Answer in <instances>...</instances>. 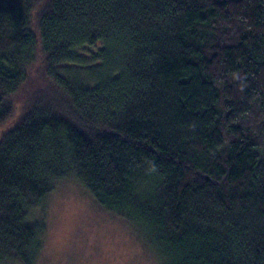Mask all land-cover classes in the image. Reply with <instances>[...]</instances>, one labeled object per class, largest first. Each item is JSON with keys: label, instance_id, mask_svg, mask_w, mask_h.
Segmentation results:
<instances>
[{"label": "trees", "instance_id": "obj_1", "mask_svg": "<svg viewBox=\"0 0 264 264\" xmlns=\"http://www.w3.org/2000/svg\"><path fill=\"white\" fill-rule=\"evenodd\" d=\"M68 180L160 264H264V0H0V264Z\"/></svg>", "mask_w": 264, "mask_h": 264}, {"label": "rangeland", "instance_id": "obj_2", "mask_svg": "<svg viewBox=\"0 0 264 264\" xmlns=\"http://www.w3.org/2000/svg\"><path fill=\"white\" fill-rule=\"evenodd\" d=\"M28 88L29 84L25 86ZM17 103L20 113L22 102ZM16 120L11 115L2 126L12 127ZM76 184L65 181L47 194L41 216L44 242L35 264H160L144 241L128 228L130 223L127 225L111 210H101ZM125 256L132 259L124 260Z\"/></svg>", "mask_w": 264, "mask_h": 264}, {"label": "water", "instance_id": "obj_3", "mask_svg": "<svg viewBox=\"0 0 264 264\" xmlns=\"http://www.w3.org/2000/svg\"><path fill=\"white\" fill-rule=\"evenodd\" d=\"M196 174L199 175V176H202L203 175V173L201 171H197ZM206 177L209 178L208 176H206Z\"/></svg>", "mask_w": 264, "mask_h": 264}, {"label": "clouds", "instance_id": "obj_4", "mask_svg": "<svg viewBox=\"0 0 264 264\" xmlns=\"http://www.w3.org/2000/svg\"><path fill=\"white\" fill-rule=\"evenodd\" d=\"M130 259H132L131 256H125V257H124V260H130Z\"/></svg>", "mask_w": 264, "mask_h": 264}]
</instances>
